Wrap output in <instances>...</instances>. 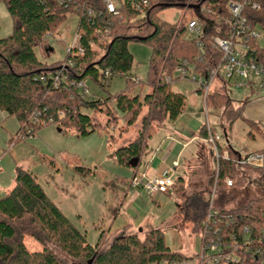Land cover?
<instances>
[{
  "label": "trees",
  "instance_id": "1",
  "mask_svg": "<svg viewBox=\"0 0 264 264\" xmlns=\"http://www.w3.org/2000/svg\"><path fill=\"white\" fill-rule=\"evenodd\" d=\"M0 1L5 2L14 26L9 37L0 39V111L20 123L18 132L10 137V143L25 141L20 137H33L48 126H57L61 132L76 129L78 135L87 136L101 129L115 130L121 125V129L128 130L141 119L142 128L137 139L117 149L113 155L119 165L133 168L130 163L141 159L148 139L164 123L176 122L186 110L187 97L174 92L171 83L160 79L162 70L174 76L179 66L186 65L201 78L213 70L221 55L211 43L213 39L225 36L220 31L223 27L221 19L229 17L231 0H146L148 4L141 12L136 10L134 1L126 0L118 16L107 13L102 0H86L77 6L62 5L57 0ZM170 8L186 10L185 21L195 20L203 27L205 36L190 38L185 24L178 28V24L163 21L159 15ZM255 15L264 18V9ZM69 16L79 19L77 33L85 54L65 57L55 64L40 60L37 52L43 59L53 52L46 37L55 36ZM106 28H110V38L101 41L100 34ZM133 41L148 43L152 48L147 82L132 74L133 55L128 46ZM66 61L71 65L62 68ZM60 70L67 80L60 79L59 85L55 86L54 75ZM41 76L45 77L44 82L40 81ZM115 76L125 78L126 88L111 94L107 89ZM87 80L105 91L107 96L85 94L78 89V84ZM146 86L149 93L142 97L141 91ZM197 93L202 97L201 89ZM204 103L206 108L225 109L227 122L242 118L247 104L233 108L224 87L220 91H210ZM91 114L105 117L107 122L101 126ZM33 116H36L35 122ZM211 131L215 133L213 129ZM208 133V126L202 125L197 136L206 142ZM227 148L231 159H235L237 153L231 146ZM213 161L216 166L214 158ZM133 169V177L142 174L139 165ZM241 169L232 161L220 160L217 187H226V178L234 181L233 188L242 186ZM75 170L82 175L92 173L91 169L82 166H76ZM250 170L264 173V170ZM171 191L178 199L188 200L183 178L174 181ZM263 212L264 194L250 199L245 205L221 212L231 216L228 225H221L227 243H232L231 235H235L240 243L243 229H251L248 240L252 243L240 249L242 264H264V243L258 242ZM205 214L197 217L199 226ZM124 229L109 247L103 248L104 232L92 246L86 234L46 193L37 176L30 170L17 168L13 188L0 199V264H89L90 261L91 264H194L197 261L198 255L188 257L172 251L160 229L149 231L143 240ZM27 237L37 241L41 251H30L25 244ZM258 250L260 252L256 253Z\"/></svg>",
  "mask_w": 264,
  "mask_h": 264
},
{
  "label": "rangeland",
  "instance_id": "2",
  "mask_svg": "<svg viewBox=\"0 0 264 264\" xmlns=\"http://www.w3.org/2000/svg\"><path fill=\"white\" fill-rule=\"evenodd\" d=\"M159 17L167 23L177 24L182 17V10L170 8L163 11ZM13 28L7 6L5 2L0 1V39L9 37ZM76 28V18L69 16L57 34L47 39L50 48L53 49L50 57L43 59L37 52L39 59L48 64L62 62L66 57V48L72 44ZM128 48L133 55L132 74L138 80L147 82L152 55L150 44L133 41L129 43ZM177 78L178 76L174 75V80L171 82L172 90L187 97L186 110L179 117L180 119L188 115L189 122L196 127L209 126L219 135L220 146H231L235 153L243 157L264 150V101L255 97L249 88L240 89L233 84L227 86V94L233 103V108L247 101L250 102L249 105L254 104L253 107L248 105L249 108L244 110L242 118L227 122L225 109L218 110L211 106L206 108L204 100L197 93L200 85L192 80V76ZM197 79L200 81L199 77ZM85 84L91 95L107 96L105 91L92 82L87 80ZM221 86V81L217 80L211 91H220ZM125 88V78L115 76L107 90L111 94H116ZM135 92L139 94V90L136 89ZM147 93L149 88L146 86L141 91V96L144 97ZM251 108L253 111H250ZM146 114L145 111L144 115ZM92 116L101 126L107 122L105 117ZM171 126V123H164L148 139L146 156L165 142ZM19 127L20 123L15 117L0 111V161H2L0 168L5 173V180L8 182L9 176H13L17 168L33 172L46 193L76 227L86 234L88 243L92 246L98 243L100 235L104 232L103 248L109 247L119 231H122L121 228L130 225L124 227V230L129 234H136L141 240L149 231L160 229L164 232L166 243L172 251L188 257H196L202 251L200 226L196 219L203 212H207L209 203H212L215 211H224L245 205L250 199L264 194V173L242 167L244 179L242 186L237 185L228 189L216 187L213 183L210 190L204 192L202 197L192 199L190 202L178 199L172 191L169 194L156 196L153 200L143 189L131 190L128 200L133 196L137 198L134 207L137 213L133 210L119 211V202L126 190V184H130L132 180L134 169L119 165L113 160V155L117 149L137 139L142 128L141 119L136 126L128 130L121 129L122 127L107 131L101 129L87 136L78 135L76 129L61 132L57 126H48L39 130L33 137L26 138L25 141L10 143L11 135L15 134ZM196 148L194 144L181 157L180 167L174 175V178L184 177L188 186L195 167L193 156L196 154ZM208 150L206 156L212 160L215 179L217 168L213 163L212 148L209 146ZM51 162H54V166H51ZM145 165L146 162L143 163L141 171L144 170ZM76 166L91 169L92 173L82 175L75 170ZM157 166V160H152L147 174L151 179L155 177V175L151 176V173ZM204 170L206 171V167ZM211 175L209 173L207 181H210ZM207 181L205 185L208 187L210 182ZM194 194L187 193L190 197ZM204 204H206L205 208ZM25 244L30 251H41V245L31 237L25 238Z\"/></svg>",
  "mask_w": 264,
  "mask_h": 264
},
{
  "label": "built area",
  "instance_id": "3",
  "mask_svg": "<svg viewBox=\"0 0 264 264\" xmlns=\"http://www.w3.org/2000/svg\"><path fill=\"white\" fill-rule=\"evenodd\" d=\"M60 4L66 6H77L86 0H57ZM126 0H102L107 13L118 16L121 8ZM136 10L141 12L147 6L146 0H132ZM264 0H231L228 4L229 17L221 19L223 27L220 29L224 33V37H217L212 41V48L220 53L221 58L215 65L213 70L205 77H197L193 73V69L182 65L175 70V75L179 78H190L194 82L199 83L200 89L203 91V100L205 101L213 84L219 80L222 86L227 90V86L233 84L236 88H249L252 94L258 99L264 101V18L255 13L262 11L264 8ZM186 11V10H185ZM182 11V17L177 23L178 28L183 24L186 25L187 34L190 38H201L205 36L204 29L195 20L186 22V12ZM77 20L76 33L72 39L71 46L66 48V57L82 56L85 54V47L81 44V37L77 33L79 19ZM110 28H106L100 34V40H108L110 38ZM51 37L48 35L46 39ZM90 46H93L89 42ZM200 45V43H199ZM70 66L71 62L66 61L62 68ZM60 70L54 75L55 86L59 85L60 79L67 80L66 74ZM109 75L108 72L105 73ZM173 77L166 70H162L160 79L164 83H171ZM40 81L44 82L45 77L41 76ZM78 89L83 90L85 94H89V89L84 82L78 84ZM36 121V116H33ZM208 138L206 142L210 145L213 157L216 161L215 186L217 187V178L219 172L220 160L234 162L239 167H248L252 170H264V151L255 154H249L245 157L236 154L235 159H231V152L227 146H220V137L213 133L208 126ZM27 133H30L29 131ZM26 139L21 136L20 140ZM179 167V161L175 160L171 164L166 165L163 170L153 179L146 176L145 173L135 175L129 184L130 190L143 189L145 193L152 199L159 194H169L171 186L174 184V175ZM225 186L228 189L233 188L234 181L231 178L225 179ZM222 211H215L212 203H209L204 219L200 224V233L202 240V251L198 255L196 264H242L240 249L248 247L252 241L248 240L251 232L248 227L243 229L241 242L236 241L235 235H231V242L224 241L223 231H221L222 223L229 224L231 216H224ZM258 242L264 243V212ZM234 243V244H233ZM260 251H256L259 253Z\"/></svg>",
  "mask_w": 264,
  "mask_h": 264
},
{
  "label": "crops",
  "instance_id": "4",
  "mask_svg": "<svg viewBox=\"0 0 264 264\" xmlns=\"http://www.w3.org/2000/svg\"><path fill=\"white\" fill-rule=\"evenodd\" d=\"M249 103L250 102L247 101L245 109L248 107ZM252 105L254 104L253 103L250 104L249 107H253ZM250 111H253L252 108ZM189 120H190V116L187 115L185 118H182V119L179 118L176 122L171 123L172 126L170 127L169 136L167 137L165 142H163L161 146L158 147V149L152 150V153L148 154L147 156L145 154L146 153L145 152L146 149H145L141 156L140 163H139V172L145 173L146 176H148L147 175L148 169L150 165L152 164V160L154 159L157 160L158 166L155 167V169H153L151 173V176H154V175L157 176L166 165L171 164L173 161L178 160L180 163L181 157L185 155V153L190 147L196 144V147H197L195 151L196 154L195 156H193V159L195 160L194 161L195 167L193 170V174L190 175V179H189L190 185L188 186L186 184V179L184 177H178V178L184 179L186 193L188 194L195 193L191 197L187 195V198H188L187 202H190V200L192 199H199L200 197H202V194L204 192L210 190V186L212 187L213 181H214V173H213L214 171L212 170L213 168L211 165L212 160L211 158H207L206 156L207 151H209L208 147L210 145L197 136V133L200 127H196L193 123H190ZM15 134H12V135H15ZM147 147H148V144H147ZM237 155L239 154L237 153ZM145 159L146 161H144ZM144 162H146V165H145L144 170L141 171V167H143ZM1 164H2V161H0V165ZM179 167H180V164H179ZM205 167L208 173H206V171L204 170ZM209 173H211L212 175L210 177V181H207L209 180L208 178ZM15 175H16V171L15 173H13V176L11 175L9 176V181L7 182L5 180V173L0 168V199H2L13 188L15 184ZM133 175H134V171H133ZM148 177L150 178V176ZM178 178H174V181ZM206 181L207 183L210 182V185L208 187L205 185ZM130 191L131 190L129 189V184H126V190L124 191L123 196L121 197V200H120L121 202H119L118 210L120 211L124 209L128 212L133 210L134 212L137 213V209L134 208L136 206L135 203L137 201V198H134L135 196H133L132 199L130 198V200H128ZM159 195H164V194H159ZM153 200H155V198ZM205 207H206V204H204V208ZM116 217H117V214H116ZM127 226H130V225H126L124 227H127Z\"/></svg>",
  "mask_w": 264,
  "mask_h": 264
},
{
  "label": "water",
  "instance_id": "5",
  "mask_svg": "<svg viewBox=\"0 0 264 264\" xmlns=\"http://www.w3.org/2000/svg\"><path fill=\"white\" fill-rule=\"evenodd\" d=\"M206 0H203V2H205ZM191 8H194V7H191ZM196 9L199 8V6L195 7ZM140 163V160H133L131 163H130V166H132L133 168L137 167ZM92 261L89 262V264H91Z\"/></svg>",
  "mask_w": 264,
  "mask_h": 264
}]
</instances>
